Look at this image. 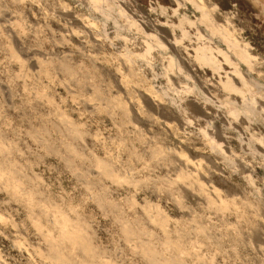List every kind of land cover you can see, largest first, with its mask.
<instances>
[{
	"label": "clouds",
	"instance_id": "1",
	"mask_svg": "<svg viewBox=\"0 0 264 264\" xmlns=\"http://www.w3.org/2000/svg\"><path fill=\"white\" fill-rule=\"evenodd\" d=\"M0 264H264V0H0Z\"/></svg>",
	"mask_w": 264,
	"mask_h": 264
}]
</instances>
